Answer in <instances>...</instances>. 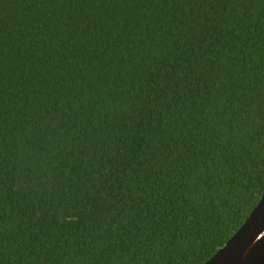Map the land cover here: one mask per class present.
<instances>
[{"label": "trees", "instance_id": "trees-1", "mask_svg": "<svg viewBox=\"0 0 264 264\" xmlns=\"http://www.w3.org/2000/svg\"><path fill=\"white\" fill-rule=\"evenodd\" d=\"M264 195V0H0V264H205Z\"/></svg>", "mask_w": 264, "mask_h": 264}, {"label": "water", "instance_id": "water-1", "mask_svg": "<svg viewBox=\"0 0 264 264\" xmlns=\"http://www.w3.org/2000/svg\"><path fill=\"white\" fill-rule=\"evenodd\" d=\"M205 264H264V195L245 224Z\"/></svg>", "mask_w": 264, "mask_h": 264}]
</instances>
